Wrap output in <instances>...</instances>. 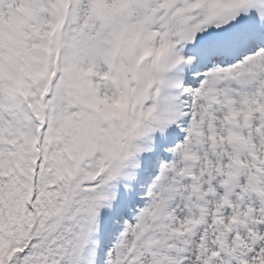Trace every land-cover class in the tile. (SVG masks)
<instances>
[{"label": "snow or ice", "instance_id": "6c2138e0", "mask_svg": "<svg viewBox=\"0 0 264 264\" xmlns=\"http://www.w3.org/2000/svg\"><path fill=\"white\" fill-rule=\"evenodd\" d=\"M0 264H264V0H0Z\"/></svg>", "mask_w": 264, "mask_h": 264}]
</instances>
